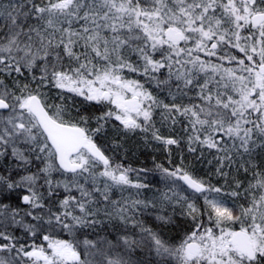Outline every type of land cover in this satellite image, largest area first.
<instances>
[{
  "label": "snow or ice",
  "instance_id": "1",
  "mask_svg": "<svg viewBox=\"0 0 264 264\" xmlns=\"http://www.w3.org/2000/svg\"><path fill=\"white\" fill-rule=\"evenodd\" d=\"M68 94L105 110L66 120ZM157 112L172 134H160ZM109 125L117 137L139 131L169 156L182 143L197 160L214 150L224 184L182 156L152 169L118 161L107 153L123 149L122 137L114 148L97 143ZM240 161L237 171L252 175L246 187L229 185L225 171ZM262 165L264 0H0V264H264ZM155 171L169 184L155 202L112 198L114 188L141 196L150 188L142 174ZM158 206L157 227L146 226L138 216ZM114 220L115 243L88 238ZM168 226L184 233L178 243L164 238Z\"/></svg>",
  "mask_w": 264,
  "mask_h": 264
},
{
  "label": "trees",
  "instance_id": "2",
  "mask_svg": "<svg viewBox=\"0 0 264 264\" xmlns=\"http://www.w3.org/2000/svg\"><path fill=\"white\" fill-rule=\"evenodd\" d=\"M45 92L48 93L49 96V103H55L59 104L61 101L57 98V91L56 89H44ZM70 95V94H68ZM160 97L163 99L167 96L166 92H160ZM73 97L72 101L68 102L69 107V114L66 115L64 118L67 119H73L76 117L77 112L84 111L88 114H99L101 111L105 110L104 107L93 103H88L86 105L82 106V99L80 97H75L73 95H70ZM187 99H185L184 102ZM167 102V100H166ZM154 119L157 121L156 127L160 130V134L164 136H168L172 134L173 130L169 128V126L164 123L162 124L160 122V117L155 116ZM112 123L119 125V122L113 121ZM95 121H91L88 125V127H95ZM176 134L184 135L179 131V126L175 129ZM113 137H117V134L113 131L112 127L109 125L107 126V132L101 140L100 138H97V143H102L104 147H113L112 139ZM122 137V139H120ZM117 139H120V142L123 144V149L114 148V151L109 152L107 154L114 155L115 158L120 161L122 160L126 165H131L132 168L140 169V168H148L152 169L154 167L153 160H155L156 163L164 164L165 167H170L168 161L171 160L172 165H180L181 163V156L183 157V163L186 165H189L191 169H193L197 175L205 176L211 178V183L214 185H221L224 184V179L217 177L214 175L215 169L217 167V163L214 160L213 161V154H209L208 152H204V156L202 159H195L193 155L188 152L186 144L182 143L180 148H177L176 146H171V156L168 155V152L166 151L165 147L161 145L158 142H150L145 144L143 141V134L137 131L136 134H128L124 135L123 132L119 134V137ZM150 140V137H149ZM210 162V163H209ZM194 164V166H191V164ZM229 173V180L228 183L231 185L233 183V178L244 181L245 187L247 186V181L250 180V176L247 173L246 178H243L244 172H240L242 175L239 176L237 174V177H234L232 168L231 169H225ZM158 171L155 172H149L146 176L142 174L141 176V182L148 183L150 185V188H167V185L161 183V181H158L161 176ZM132 179L135 180V173H131ZM64 177L60 174L56 173L53 175V179H63ZM232 190L231 187H226L225 192H230ZM119 192V191H118ZM115 190H113V196L112 197H118L123 195L122 193H118ZM63 195V193H61ZM188 192H184L183 195H188ZM129 197V195H127ZM133 196H136V194H133ZM126 197V196H125ZM132 197V196H131ZM134 198V197H132ZM226 199H231L227 198ZM242 199L237 201L238 203H242ZM15 201H13L14 203ZM196 204L203 207V199L198 198L196 199ZM164 213L171 214L175 212L176 216L179 217L180 208L179 206H168L164 208ZM160 214V208H157L155 210H148L146 213L141 214L138 216L139 219L143 220L145 225L148 227L156 228L158 221L155 219V216ZM101 219H105L103 216ZM177 222L181 225L182 228L185 230L190 229V222L187 219L179 218ZM112 224H119V222L112 221L108 223L107 228H103L101 230L100 228L97 229V234H89V239H98V238H105L109 241H112L113 243L117 240V233L112 228ZM12 231L13 229H9ZM16 235H21L22 230L21 229H15ZM122 234V233H121ZM162 234L166 240H169L172 243H178L179 240L183 237V232L180 230V228L168 226L165 227L162 230ZM58 238L60 239H68L72 238L68 233H61L59 234ZM80 239H83V237H80ZM114 251H122L121 248H117ZM6 255V254H4ZM134 258H142V253L138 252L134 254ZM97 261H102L104 259L103 256H97L95 258ZM168 264H178V262L175 259H170Z\"/></svg>",
  "mask_w": 264,
  "mask_h": 264
},
{
  "label": "rangeland",
  "instance_id": "3",
  "mask_svg": "<svg viewBox=\"0 0 264 264\" xmlns=\"http://www.w3.org/2000/svg\"><path fill=\"white\" fill-rule=\"evenodd\" d=\"M202 56H203V54H201ZM214 62H216V63H219L220 61H218V60H214ZM224 63V66L225 67H234V65H232V64H229L227 61H224L223 62ZM123 75L126 77V78H128V79H141L142 80V82H143V77H141V76H139L138 74H133V73H129V72H127V70H125V72L123 73ZM202 77H203V73H201L200 74ZM153 91H155V89H153ZM160 94V93H159ZM70 95H73V96H75L74 94H70ZM187 101V100H186ZM188 102V101H187ZM187 102H185V103H187ZM156 116H158L159 117V112H157V114H156ZM209 153V154H213V155H216V153H215V151L214 150H212L211 152H209L208 150H205V153ZM191 156H192V154H191ZM213 161H214V159H213ZM239 163H242V161H240V162H238V164H235V165H233V167H232V171H234L233 172V175H234V177H237V174H239V176L240 175H242L240 172H244L243 171V169L241 168L239 171H237V167L239 166ZM256 163H260V161L259 160H257L256 161ZM191 166H194V164L192 163L191 164ZM262 166H264V165H262ZM248 174H249V176H250V180H251V178H252V175H251V171H249L248 172ZM160 176H161V174H159ZM131 177L133 176V175H130ZM246 176H247V173H245L244 172V175H243V178H246ZM158 181H161V183H163V184H165V185H167V188H149V190H140L141 191V196H139V197H136V196H133V194H136V189H131V188H127V189H125L123 192H122V194L123 195H121V196H123V197H128L127 195H129V197H134V198H140V199H150V200H153V202H155L160 196H161V194L162 193H164V192H166L167 191V189H168V186H169V184H168V182L167 181H165V179L161 176V178H159L158 179ZM113 190H115L116 192H120L121 193V191H120V189L119 188H114ZM118 192V193H119ZM121 196H118V197H112L113 199H119ZM131 197V198H132ZM243 200V199H242ZM242 203H243V201H242ZM157 208H159V206L157 207ZM151 210V209H150ZM114 221H116V220H114ZM116 222H119V221H116ZM68 239H72V238H68ZM115 243V242H114ZM109 255H114V252H110L109 253ZM171 260L172 259H174V258H170Z\"/></svg>",
  "mask_w": 264,
  "mask_h": 264
},
{
  "label": "flooded vegetation",
  "instance_id": "4",
  "mask_svg": "<svg viewBox=\"0 0 264 264\" xmlns=\"http://www.w3.org/2000/svg\"><path fill=\"white\" fill-rule=\"evenodd\" d=\"M232 51H233V54L237 55L238 57H242L243 56V54L242 53H239L238 50H232Z\"/></svg>",
  "mask_w": 264,
  "mask_h": 264
}]
</instances>
